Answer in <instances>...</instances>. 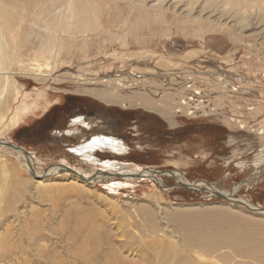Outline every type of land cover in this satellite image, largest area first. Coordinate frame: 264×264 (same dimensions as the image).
Segmentation results:
<instances>
[{
	"label": "rangeland",
	"instance_id": "374dc122",
	"mask_svg": "<svg viewBox=\"0 0 264 264\" xmlns=\"http://www.w3.org/2000/svg\"><path fill=\"white\" fill-rule=\"evenodd\" d=\"M41 1L46 0H0L5 12L0 23L10 43L8 76L14 84L2 109L0 140L33 153L34 173L65 167L90 179L98 166L82 164L66 150L91 135L110 134L127 151L96 157L136 166L142 174L134 180L105 177L102 183L86 184L59 171L38 187L18 153L0 148V232L7 227L3 252L10 257L15 251L19 258L10 263L23 264L26 257L35 264L40 254L54 264H80L81 257L93 261L111 238L116 246L121 240V250L131 252L137 264H153L154 258L158 264H174L178 247L154 234L146 215L173 231L175 222L190 215L186 223L194 230L221 219L264 234L263 213H251L209 191L211 186L222 194L233 192L264 208L263 0H237L242 6L236 9L219 7L217 0H144L148 8L135 0H73V9L81 11L78 31L72 29L71 18L59 29L52 13L61 0L53 9ZM127 5L132 10L121 17ZM138 10H148L152 19L137 14L130 29L128 22ZM86 16L95 17L96 24L83 30ZM29 33L44 39L26 44ZM109 79L124 84L117 94L125 100L118 105L82 93L92 90L115 98L103 82ZM144 103L164 113L146 110ZM73 115L96 127L86 132L78 127L73 135H64ZM35 127L44 136L21 134ZM170 172L181 175L187 189L174 187L177 180ZM146 233L143 241H148L142 243L139 237ZM213 257L199 256L198 262L212 264Z\"/></svg>",
	"mask_w": 264,
	"mask_h": 264
},
{
	"label": "bare ground",
	"instance_id": "6f19581e",
	"mask_svg": "<svg viewBox=\"0 0 264 264\" xmlns=\"http://www.w3.org/2000/svg\"><path fill=\"white\" fill-rule=\"evenodd\" d=\"M135 1L142 2L141 7L144 6V8L145 7L148 8V6H147L148 4L145 5L146 3L143 2L144 0H135ZM206 1H208L210 3L213 2V0H206ZM41 2H43L42 3L43 5L47 4L49 6V8L53 9L56 7V4L59 2V0H46V1H41ZM61 2L62 3L58 4L57 8H55V11L52 13L53 15H55L57 17L56 20H57V23L59 25V29L63 28L62 25L66 22V19L71 18V20L74 21L72 24V29L74 31L75 30L78 31V29L80 30L81 11L76 10L75 8L73 9V4H74V3H72L73 0H61ZM133 2H134V0H133ZM153 2H154V0H153ZM164 2H166V1H164ZM173 2H175V1H173ZM234 2L235 3H233V5H232L230 3V1L220 2V0H217V5L219 7H230V5H231L235 9L238 6H242V5L236 4L237 0H234ZM1 3H0V11L2 12V15L0 13V20L3 18L2 16H5L4 8L1 7ZM129 6H131V5L124 6L121 9L124 14H122L121 10H120V14H122L121 17L125 16V13H128V14L130 13V11L132 9ZM157 6H158V4L157 5H151L149 8H154ZM70 10L72 12H75L73 14V16L70 15L72 13ZM171 10H172V8H171ZM69 11H70V14L68 15ZM203 11H204L203 9L201 11H199V14H201ZM50 12H51V10H50ZM190 12L191 11H189V10L187 11V13H190ZM261 12L263 13L262 24L264 25V0H263V8H262ZM137 14H139V16H146V21L151 20L152 19L151 15H153V14L149 13L148 10L147 11L146 10H143V11L138 10L136 15H133L134 17H133V19H131L132 22L131 23L128 22L130 24V26L128 24L130 29L134 28V22L137 20ZM162 15H163V13H161V16ZM95 20H96L95 17L89 18L86 16L82 20L85 23L83 26V30L84 29L86 30L89 27L93 26L95 23ZM122 22H124V21H122ZM97 24H99V23H97ZM15 27H17V26H14V28ZM125 28H128V27H125ZM6 31L7 30H5L4 26L1 25V23H0V119L2 117H4L3 115H1V113L3 112L2 109L7 106V103L9 100V95L11 93L10 91H12L14 88L13 81H11L9 79V76H8V74H9L8 73V70H9L8 67L11 65V60L7 58L8 57L7 52L9 51L8 49H10V46H9L10 43H8V39L6 37V35H7ZM129 34L134 35L133 37H135V34H131V33H129ZM40 38L41 37L39 35L29 33V37H27L25 39V43L28 44L31 41L32 43L36 44L40 40L44 39V38H41V39ZM75 78L77 81V80H79L80 77H78V78L75 77ZM80 80L84 81V79H80ZM103 82H105L104 85L111 88V90H113V92L116 93L117 96L115 98L102 97V93L94 92L92 90H85L82 93H86L90 96L95 97L96 99H99L100 101L104 102L105 104H111V105H118L119 101L125 100V97H123L121 95V93L117 94V92H119L120 90L123 89L124 84H122L120 81H116V79L113 81H110V79H109V81L106 82V80H105ZM190 88H191V85H190ZM142 106L146 110L156 111V112L160 113L161 115L164 113L162 110L159 111L158 109L153 108L146 103L142 104ZM24 109L22 111H24ZM170 123H172V125H173L172 121ZM95 125H96V123H92V121H90L89 119H86L84 116L74 117V118L70 119V121L68 122V125H67L68 130H66L64 133L67 134L68 136L73 135L75 133L74 131L75 130L77 131L79 129L78 127L84 129L85 130L84 132L92 131V129L96 127ZM258 134H261V132ZM0 141H2V140H0ZM0 148L3 149V147H0ZM126 151H127V149L124 146L123 141H120L118 138H116L110 134H105V135L99 134V135H91L88 139L85 138V140H82L79 143V145H76L74 147L69 148L68 151L66 150V153L72 154L73 157L76 158L78 160V162H80L82 164H87L90 166H98V167H96L97 172L93 173L94 175H92L90 177V179L85 177V175L83 173H79L80 170L78 171V175L83 177V179H81V180L84 183L92 184L93 182L94 183H102L105 177H112V178H115V177L120 178L121 177L120 180L121 179H127V178H131L130 180H134V178L137 179L136 177H141V176H139L140 174H142L140 172L141 170L138 169V167H136V166L130 169L129 167H127L124 164L113 162V161H110V162L109 161H100L96 157V154L100 153V152L113 153L115 155L117 154L118 156L119 155L122 156V155H124V153ZM17 153H18L17 155L23 159L22 162L28 161V162L32 163V160L34 158L33 153H28L29 154L28 158H25L20 151ZM64 157H65V159H67L66 156H64ZM55 169L56 168H53L51 170H48L46 173H42V174L34 173L35 174L34 180L36 182V185L38 187H41L44 184H46L50 177H52L55 173L56 174L58 173V170H55ZM149 172H151V171L149 170V171L144 172L145 173L144 176H147L149 174ZM170 175L172 177H174L177 180V182H179L181 184H186L183 177L181 175L177 174L176 172H170ZM76 178L79 179V177H76ZM118 182H119V183H117L118 185H123L121 181H118ZM192 185L193 184H191V185L189 184V186H192ZM0 188H2V187H0ZM209 188L211 189L209 191L217 192V191H215V189L213 187L209 186ZM37 193H39V192H37ZM222 195L224 197H226V199H228V200H232L234 202H238V203L243 204L245 207H248V209L255 208L251 204H249L247 201L236 198V196L234 195L233 192L228 193V194L223 193ZM0 201H2V200L0 199ZM262 213L264 214V212H262ZM177 214H180V213H177ZM179 217H182V216H179ZM190 217H192V216H190V215L184 216L183 215V218L185 220H178L177 222H175V223H177L174 225V228L176 230L173 231V230H169L168 226H163L161 223H158L156 216L146 215L145 219H146L147 223L152 226V230H154L153 231L154 234L155 233H156V235L159 234L158 237L163 239V240H166L167 244L170 246H173V248L178 247L179 250L177 248H175V250L179 252L178 254H180V256H179V258L177 257L178 259L175 261L174 264H202V262H198L200 259L199 256L208 257L211 255L215 256V257H213L214 262H212V264H216V263L218 264L219 262H226V263L232 262V264H251V263L244 262V261L239 262L236 259H241V260L251 259V260H254L255 262H257L256 264H264V234H261L259 232H254L251 230H247V229L237 227V226H229L227 224V222H224L221 219H216L214 222L207 223L203 226L198 225L197 230H194V229H192L190 224L186 223V220H189ZM177 218L178 217H176V216L173 218L174 219L173 223H174V221L177 220ZM147 223H145V224H147ZM0 225H2V224H0ZM134 227H135V225H134ZM4 228L5 229H3L2 232H0V264H9L10 261H16L17 259L19 261V258L16 256L17 252L14 253L15 251L11 254L10 257H9V251L3 252V250L5 249L4 247L7 245V241L5 240V238H6L5 232L7 231V227L4 226ZM139 231H142V229ZM116 233L120 234L121 238L124 237L123 233L121 231H119V229H118V231H116ZM127 233H130L131 236L134 237L133 230H130V231L128 230ZM150 233L152 234V231ZM150 233H146L145 236L141 235V237H139V239L142 240L141 241L142 243L145 242V241H143V239L146 237V235H148ZM143 234H144V231H143ZM158 237H155V238H158ZM150 239H149V241H150ZM119 240L120 239H118V241ZM128 240L130 241L131 239H128ZM134 240H135V238H134ZM167 240H169V241H167ZM147 241L148 240H146V242ZM162 243H165V242L161 241L159 244L163 245ZM121 245H122L121 240L119 241L118 246H116L112 242V239L110 238L108 241H105V243L102 245V246H105V248L99 252L100 258L95 257L92 261L90 259L81 257L80 264H137V260H135L131 256V252L124 254L125 252L121 250ZM156 245H158V244H156ZM11 246H13V245H11ZM11 246H10V248H11ZM147 250H149V249H147ZM182 253H183V255L181 256ZM18 254H19V251H18ZM188 254H195L197 257L196 258L197 260H194L195 257H194V259L190 258V256ZM22 255H26V254L23 253ZM168 255H169V253H168ZM23 260H22L23 264H33V261L26 259V257ZM154 260H155L156 264H158V262H160L159 258H156V259L154 258ZM53 261L54 260L50 259V257H46L45 255L40 254V255H38V258L36 259L35 264H54ZM155 262H152V263L154 264ZM13 263H15V262H13ZM56 264H61V263L56 262ZM62 264H65V263L62 262ZM73 264H75V263H73ZM204 264H207V263L205 262Z\"/></svg>",
	"mask_w": 264,
	"mask_h": 264
},
{
	"label": "water",
	"instance_id": "95a60500",
	"mask_svg": "<svg viewBox=\"0 0 264 264\" xmlns=\"http://www.w3.org/2000/svg\"><path fill=\"white\" fill-rule=\"evenodd\" d=\"M0 147H3V148H8V149H11V150H13V151H15V152H21L22 154H23V156L25 157V158H28V153H26L24 150H22L20 147H18V146H15V145H13V144H11V143H9V142H4V141H0ZM26 163V165H27V168H28V171H29V173H30V175L33 177V178H35V174H34V172H33V170H32V167H31V165H30V162H25ZM62 169H64L67 173H69V174H71V175H73V176H76V177H79L80 179H83V177L82 176H79L75 171H73V170H70V169H67V168H65V167H60V169H59V171H64V170H62ZM58 171V172H59ZM161 175V174H163V173H161V172H155V173H153V175ZM247 182H249V181H247ZM177 183V185H175L174 187H176V188H180V187H182V188H184V189H187V188H185L181 183H179V182H176ZM189 190V189H188ZM211 196H215V197H219V198H222V199H224V200H227L226 199V197H224L221 193H219V192H211ZM237 203V202H236ZM239 205H242L245 209H247L249 212H251V213H254V214H259V213H262V212H264V208H262V209H259V208H252V209H248V207H245L243 204H241V203H238Z\"/></svg>",
	"mask_w": 264,
	"mask_h": 264
},
{
	"label": "flooded vegetation",
	"instance_id": "af4514ba",
	"mask_svg": "<svg viewBox=\"0 0 264 264\" xmlns=\"http://www.w3.org/2000/svg\"><path fill=\"white\" fill-rule=\"evenodd\" d=\"M68 101H70V100H68ZM64 104H66V103H64ZM86 110V108H84L83 109V111H85ZM66 112H68L69 110L67 109V110H65ZM83 113V112H82ZM48 117H50V115L49 114H47L46 116H45V118L47 119ZM51 117H53L54 119H55V116H51ZM74 117H78V116H76V115H73L72 117H70L69 119H68V122L70 121V119H72V118H74ZM86 118V117H85ZM46 119H45V121H46ZM68 122H67V124H68ZM96 126V125H95ZM94 126V127H95ZM68 127V126H67ZM31 129V128H30ZM23 132L21 133V134H31V135H34V136H36V135H38V136H44V133L42 132V131H40V130H38L36 127H35V129H31L30 131H28V130H22ZM55 132L53 131V134H54ZM56 135H58V137H60L59 135H62L63 136V133H55ZM64 135H66L65 133H64ZM22 149V148H21Z\"/></svg>",
	"mask_w": 264,
	"mask_h": 264
},
{
	"label": "built area",
	"instance_id": "2783aa9c",
	"mask_svg": "<svg viewBox=\"0 0 264 264\" xmlns=\"http://www.w3.org/2000/svg\"><path fill=\"white\" fill-rule=\"evenodd\" d=\"M188 100H190V99H188ZM183 104V103H182Z\"/></svg>",
	"mask_w": 264,
	"mask_h": 264
}]
</instances>
